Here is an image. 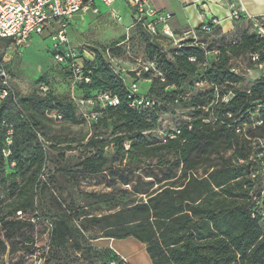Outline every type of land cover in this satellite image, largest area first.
<instances>
[{"label": "trees", "instance_id": "16d2710c", "mask_svg": "<svg viewBox=\"0 0 264 264\" xmlns=\"http://www.w3.org/2000/svg\"><path fill=\"white\" fill-rule=\"evenodd\" d=\"M237 21L248 22L250 28L231 44H225L223 35L213 62L208 61L211 50L203 42L198 40L196 45L188 39L180 48L167 49L166 39L154 37L138 24L120 43L104 50L92 48L93 60L82 61L88 84L73 87L72 60L56 62L68 71L74 90L68 98L47 95L45 84L44 95L18 97L9 88L0 103V183L7 194L6 200H0V257L21 255L23 263L36 259L46 264L52 251L60 253L69 245L82 251L93 240L133 238L145 246L151 264H264V158L260 143L264 142V75L250 88L241 89L238 85L244 78L231 64L245 56L255 66L263 64L264 39L247 18L241 16ZM202 27L195 33L204 34ZM216 29L220 34L222 30ZM0 41L13 46L9 40ZM54 53L62 52L56 49ZM252 55H258L259 61L254 63ZM78 56L82 60L84 53ZM117 59L145 60L159 73L143 78L152 84L145 93L139 88L135 96L153 101L154 107H132L130 85L139 86L140 79L134 73L136 80L127 81L112 64ZM200 81L216 87L198 90ZM79 91L84 97L76 96ZM99 93L117 97L119 105L87 106V119L94 130L88 139L53 134L57 124L68 128L79 124L80 108L73 96L86 101ZM226 96L227 102L223 100ZM175 103L193 109L191 120L165 140L152 138L157 112ZM93 113L98 115L95 120ZM4 122L13 129L10 146ZM58 145H64L66 151L82 150L83 170L91 175L111 169L105 154L109 147H113L115 159L136 156L153 161L172 156L173 164L180 167L181 180L176 183L177 176H168L165 184L157 182L158 189L144 193V201L102 216L84 215V223L101 232L100 237L89 238L84 229L74 226L70 213L51 219L43 216L42 220L34 215L37 197L47 188L49 150ZM4 151L10 155L5 157ZM214 157L219 165L198 176ZM36 221L43 226L40 235L47 237L44 248L36 243ZM38 252L41 258H34ZM111 253L114 257L105 264H126L116 251Z\"/></svg>", "mask_w": 264, "mask_h": 264}, {"label": "rangeland", "instance_id": "374dc122", "mask_svg": "<svg viewBox=\"0 0 264 264\" xmlns=\"http://www.w3.org/2000/svg\"><path fill=\"white\" fill-rule=\"evenodd\" d=\"M100 14L95 15L92 11L79 13L73 17L72 25L67 34L70 40V48L80 54H84L82 61L92 57V48L98 50L108 49L123 38L129 37L134 31L133 10L125 0H118L111 7H106L97 2ZM117 12L118 18H113L112 12ZM198 14L201 12L197 10ZM207 20L212 16L202 12ZM205 22V23H206ZM198 25V24H197ZM226 33L217 29L213 34H196V38L203 42L207 50L208 61H215L219 55L217 49L222 46L220 39L226 36L225 44L233 43L238 36L250 26L248 22H240L231 16L221 25ZM190 39V38H189ZM188 40V39H187ZM167 49L174 48L173 42L164 41ZM56 48L54 42L47 35L34 36L24 46L16 47L4 44L0 41V63L4 64L9 72L10 88L19 97L33 94H45L43 85L48 88L47 95L55 98H68L74 93L70 86L68 71L56 63L54 59ZM118 73L127 81L136 80L134 73L139 76V88L142 93L146 92L148 83L143 78L160 76L154 67L145 60L131 62L126 59H117L112 63ZM232 68L244 78L238 88L248 89L264 75V69L252 64L248 56L232 60ZM152 72V73H151ZM43 79V83L40 80ZM76 96L84 97L82 92H76ZM89 108H80L77 112L79 124L70 128L57 124L53 127L56 136H68L70 139H79L85 136L87 139L94 132L92 121L84 114ZM193 109L189 105L175 103L168 105L156 114V128L151 132L152 138L165 140L166 137L180 129L192 118ZM105 132V130H102ZM149 134V133H147ZM74 144L73 146H75ZM64 145H58L49 150L48 163L45 171L47 188L39 193L36 203L37 211L34 213L39 218H52L59 213L66 212L73 218L74 226L85 230L89 238L101 236L99 230L90 228L84 223L83 216H102L113 213L123 207L131 206L145 200V192H152L160 185L165 184L168 176H177L174 181L181 180L179 165L173 164V157L156 159L153 161L142 160L136 156L113 157V147L106 149L107 169L104 173L91 175L83 170L82 162L84 153L82 150L66 151ZM171 162L166 166V162ZM220 161L214 157L211 163L198 172L203 176L212 167H217ZM10 172L9 169H7ZM7 173L3 175L5 178ZM1 180V179H0ZM44 182V180H43ZM6 188L0 183V200H6ZM36 243L44 248L47 244L46 235H40L43 227L40 221H36ZM42 230V229H41ZM118 251V255L127 260L128 264H151L146 253L145 246L133 238L125 240L99 239L90 241L84 246V250L76 251L70 245L60 253L52 251L47 257L46 264H105L113 258L111 252ZM21 255L14 257H0V264H34V261L20 260Z\"/></svg>", "mask_w": 264, "mask_h": 264}, {"label": "built area", "instance_id": "2783aa9c", "mask_svg": "<svg viewBox=\"0 0 264 264\" xmlns=\"http://www.w3.org/2000/svg\"><path fill=\"white\" fill-rule=\"evenodd\" d=\"M118 0H0V39L9 40L13 46H24L34 36L47 35L54 42V47L61 51L54 59L59 64H64L68 59L72 60L71 70L73 72L72 86L84 82L88 84L90 80L84 76L82 60L79 59L77 51L70 48V40L68 38V28L72 25L73 17L79 13H87L92 11L95 15L100 14L97 7V2L102 3L106 7H111ZM133 10V23L130 28L142 24L143 27L154 37L171 40L173 44L180 45L187 39H193L194 44L198 45V39L194 33L183 34V39L175 38V34L170 26L172 15L168 12L159 11L154 8L150 0H125ZM230 16L239 20L243 15L240 9L232 8ZM112 12V11H111ZM113 18H118L117 12H112ZM120 18V17H119ZM252 29L257 32L258 36L264 39V16L260 18H249ZM218 25L216 18L210 19L203 24L202 31L204 34L210 35L214 32V27ZM85 54V53H84ZM87 55V54H86ZM254 63L259 61L258 55H252ZM194 62V59H191ZM261 70L264 69V63L259 65ZM9 72L4 64L0 63V103L7 98L9 94ZM215 88L214 84H209L206 81L198 82L196 88L198 90H205L207 88ZM129 92L134 98L133 108L144 109L152 108L155 103L147 98L140 97L135 99L139 94V86L137 83L130 85ZM131 97V98H132ZM226 96L223 100L228 101ZM79 108L94 107L96 104L102 107H117L119 100L117 97L111 96L108 93H99L93 99L82 101L76 97H72ZM87 118V114H84ZM97 114H91L92 120L97 118ZM3 125L7 130V144L10 146L13 139V129L5 122ZM261 125V123H258ZM179 134V131H177ZM173 137V136H172ZM41 138V137H40ZM261 148L264 158V142L261 141ZM5 157L10 155L9 151H4ZM264 165V159L261 162ZM264 171V169H263ZM254 177V176H253ZM261 197H264V188L261 192ZM257 201V200H255ZM21 215V213H18ZM264 216V215H263ZM52 229L49 225L48 231ZM34 258H41V252ZM122 258V257H121ZM35 260V264H43L42 260ZM122 260L128 264L127 260Z\"/></svg>", "mask_w": 264, "mask_h": 264}, {"label": "crops", "instance_id": "0c3cea01", "mask_svg": "<svg viewBox=\"0 0 264 264\" xmlns=\"http://www.w3.org/2000/svg\"><path fill=\"white\" fill-rule=\"evenodd\" d=\"M150 2L157 10L168 12L172 15L170 26L177 39H183V34L185 33L194 34L196 29L206 22L201 21L200 23V18L207 20L202 12L209 14L212 18H216L218 20L216 27L220 28L224 34L229 33H226L221 25L230 17L233 6L235 9L242 10V16L245 18H260L264 16V0H150ZM197 10L201 13L198 14ZM168 41L172 43L171 40ZM173 46L178 47L179 45L173 44ZM93 58L92 55L88 59L93 60ZM145 82L148 83V87L145 88L148 91L152 82Z\"/></svg>", "mask_w": 264, "mask_h": 264}]
</instances>
